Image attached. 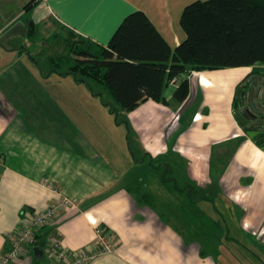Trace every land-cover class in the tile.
<instances>
[{
  "label": "crops",
  "instance_id": "crops-1",
  "mask_svg": "<svg viewBox=\"0 0 264 264\" xmlns=\"http://www.w3.org/2000/svg\"><path fill=\"white\" fill-rule=\"evenodd\" d=\"M30 1L0 0V261L29 213L46 209L58 189L75 207L39 229L36 242L8 264H57L49 253L53 237L82 249L93 245L98 225L112 235L116 251L86 264H264V149L235 115L238 89L249 96L264 66L251 76L253 66L235 67L237 79L219 69L181 74L166 87V102L148 99L123 111L134 130L131 142V132L115 124L107 108L114 99L102 85L47 69L48 80L62 78L57 92L74 103L73 114L62 98L51 103L47 88L34 94L32 66L18 63L41 54L28 47L35 43L34 15L108 45L124 19L141 10L174 49L186 38L182 13L196 0H35L27 7ZM186 78L189 97L179 101L174 94ZM148 177L172 194L170 181L186 183L181 202L192 214L181 220L192 233L156 206ZM171 197L169 204L176 203Z\"/></svg>",
  "mask_w": 264,
  "mask_h": 264
},
{
  "label": "trees",
  "instance_id": "trees-1",
  "mask_svg": "<svg viewBox=\"0 0 264 264\" xmlns=\"http://www.w3.org/2000/svg\"><path fill=\"white\" fill-rule=\"evenodd\" d=\"M181 25L186 38L174 49L141 10L124 19L108 45L70 31L68 52L50 56L51 70L102 85L121 110L130 112L148 99L166 102V87L183 73L253 66L251 76L259 72L257 65L264 66V0H196L185 7ZM35 27L32 21L31 34ZM189 93L186 78L174 96L184 101ZM243 101L235 99L238 120L250 113Z\"/></svg>",
  "mask_w": 264,
  "mask_h": 264
},
{
  "label": "rangeland",
  "instance_id": "rangeland-1",
  "mask_svg": "<svg viewBox=\"0 0 264 264\" xmlns=\"http://www.w3.org/2000/svg\"><path fill=\"white\" fill-rule=\"evenodd\" d=\"M34 16H35V19L37 21V29H36V33H35L36 34L35 35V43H33V45L28 44V47L30 48L33 46V48L35 50H37V48L40 49L41 54L37 53V61L36 62H34V61L30 62V60H20V61H18V63L20 64V66L26 65L28 68L32 66V68L34 70L33 78L35 81L33 83L34 94H38L39 87L44 88V89L47 88L49 91V95L51 96V99H52V100H50L51 103L57 104V102L55 101L54 98H56V99L62 98L63 101L61 103L65 106H67L69 114H70V112H72V114H73L74 110H75L74 109V103H72L69 100L68 95L66 96L63 94L61 97V93L57 92V86L59 85V82L62 80V78H58L60 76H52L48 80L47 75H46L47 74L46 70L47 69L51 70V66H50L51 63H49L50 62L49 61L50 56L62 55L64 53H66V51H67L66 38H67L68 31L62 30L61 26H59L58 24H54V25L48 24L46 19L42 20V16H44V15L36 14ZM48 36H50V38H51L50 41L45 40ZM32 63L34 64V66L31 65ZM219 70L225 71L226 74L227 73H233V74L235 73L236 78L234 77V79H237V71H238L237 68L227 67V68H221ZM86 83H91L92 86L98 85L94 81H90V82L86 81ZM108 101H109V104H108L109 107H107L108 110L110 111V108H114V110H116L114 113H112L113 117H114L115 124H117L118 126H121L122 128L120 130L125 131L126 134H130V132H131V134L129 135V138H130L131 142H132V140L134 142V140H135L134 130L132 129V126H130V130L127 128V119L125 117V112H123V110H121L113 100H108ZM236 109H237V107H235V110ZM235 115H236V113H235ZM236 117H237V115H236ZM99 126H101V124ZM156 166H157V164H156ZM160 175H161V177H163L165 175L168 179L170 178V174L165 172V171H162L160 173ZM152 181H153V177L152 178L148 177L146 185H147V188L150 189L149 191L156 197L155 199L156 200L159 199V205H156V206H161L163 209V213H167V215L172 216V220H174V222L177 224L178 228L181 229L185 235H187V232L188 233L191 232L194 228H189L188 223L190 224V222L185 220V223H184L181 220V218L183 216H185L186 214L187 215H188V213H189V215L192 214V212H191L192 210L186 209L187 208L186 205L182 204V202H181L183 199V196L185 194L183 192H180L179 189L186 187V183H182L180 181L178 183H173L175 181H170V184L172 186L176 185L174 187L175 194H172V193L168 192V189L166 187H164L163 184H160L161 186H159V183H153ZM198 193L201 194L200 191ZM194 194L199 196V194H196V193H194ZM169 196H172L171 198L177 197V200L175 201L176 203L169 204V202H168ZM152 201L153 200H150V202H152ZM155 204H157V203H155ZM188 206H190V204ZM193 207H195V206H193ZM185 219H186V217H185ZM201 222H202V220H200V219L197 220V224H198L200 230L202 229L200 227ZM44 260L47 261V257H45Z\"/></svg>",
  "mask_w": 264,
  "mask_h": 264
},
{
  "label": "built area",
  "instance_id": "built-area-1",
  "mask_svg": "<svg viewBox=\"0 0 264 264\" xmlns=\"http://www.w3.org/2000/svg\"><path fill=\"white\" fill-rule=\"evenodd\" d=\"M41 1L42 0H36L38 3ZM257 80L263 83L264 75H258ZM55 190L58 191L59 197H57L46 209L29 213L25 218V224L16 239L14 248L2 257L0 264H8L10 260L17 258V255L24 250L25 244L36 242V235L39 229L52 224L64 210L75 207L74 201L62 195L58 189ZM95 231L96 237L93 245L82 249H70L65 246L60 236L57 235L53 237L49 243L50 255L56 259L57 264H86V262L98 255L114 253L116 251V243L108 230L98 225Z\"/></svg>",
  "mask_w": 264,
  "mask_h": 264
},
{
  "label": "water",
  "instance_id": "water-1",
  "mask_svg": "<svg viewBox=\"0 0 264 264\" xmlns=\"http://www.w3.org/2000/svg\"><path fill=\"white\" fill-rule=\"evenodd\" d=\"M259 81L254 83V87L252 88L249 98H247L246 95V89H238L237 91V98H241L244 99V101L242 102V105H247V104H251L253 101V95L256 92H260L264 90V82L262 83V85H259ZM260 87H257V86ZM259 99H262L261 102L262 105L260 106V108H257V110L255 109V106L253 104L250 105V107L246 108L247 113L250 111L249 116L246 119H242L239 120L241 126L243 127V129L248 133V135L253 138L255 141H257L259 144L262 145L263 149H264V140L260 143V138L264 139V91L263 93L259 94L258 96ZM238 106V103L236 102L235 107ZM252 111H251V110ZM257 113V115H255V113ZM34 252L35 255L43 254L42 250L39 249L38 247H34Z\"/></svg>",
  "mask_w": 264,
  "mask_h": 264
},
{
  "label": "flooded vegetation",
  "instance_id": "flooded-vegetation-1",
  "mask_svg": "<svg viewBox=\"0 0 264 264\" xmlns=\"http://www.w3.org/2000/svg\"><path fill=\"white\" fill-rule=\"evenodd\" d=\"M263 91H264V90H263ZM263 91H260L259 93L256 92V93H254V95H253V101H252L251 104H253V105L255 106V109H254V110H257V108H260V106H261L262 103H263V102H261L262 99H259V98H258L259 94L263 93ZM247 98H249V96H247ZM251 104L249 103V106H250ZM254 113H255V112H254ZM255 115H257V113H255ZM263 140H264V139L260 138V140H259L260 143H261Z\"/></svg>",
  "mask_w": 264,
  "mask_h": 264
}]
</instances>
